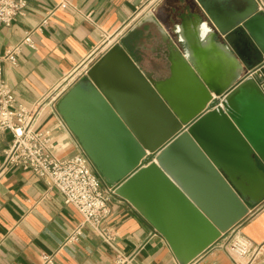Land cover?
Wrapping results in <instances>:
<instances>
[{
    "label": "water",
    "instance_id": "water-1",
    "mask_svg": "<svg viewBox=\"0 0 264 264\" xmlns=\"http://www.w3.org/2000/svg\"><path fill=\"white\" fill-rule=\"evenodd\" d=\"M182 2L197 11L172 30L149 17L166 48L164 78L174 79L172 50L189 65L180 107L116 43L56 109L103 181L189 264L264 200V89L245 76L264 63V12L257 0Z\"/></svg>",
    "mask_w": 264,
    "mask_h": 264
},
{
    "label": "crops",
    "instance_id": "crops-1",
    "mask_svg": "<svg viewBox=\"0 0 264 264\" xmlns=\"http://www.w3.org/2000/svg\"><path fill=\"white\" fill-rule=\"evenodd\" d=\"M187 10L197 8H187L182 0H27L24 14L10 26L0 24V56L28 33L33 44H23L16 65L1 62L0 78L11 86L18 104L41 107L36 127L49 131L57 156L83 153L56 104L83 77L86 58L113 39L142 68L164 78L166 48L149 17L172 30ZM11 143V132L0 130V264H44V253L52 258L46 264H115L117 251L89 225L79 240H69L82 218L57 188L18 166L1 170ZM110 207L108 224L118 249L132 257L127 264H180L166 238L128 200L114 194ZM239 235L252 244L245 264H264V200L189 264H236L228 247Z\"/></svg>",
    "mask_w": 264,
    "mask_h": 264
},
{
    "label": "built area",
    "instance_id": "built-area-1",
    "mask_svg": "<svg viewBox=\"0 0 264 264\" xmlns=\"http://www.w3.org/2000/svg\"><path fill=\"white\" fill-rule=\"evenodd\" d=\"M259 1V10L264 12V2ZM60 5L66 6V2L61 1ZM26 6L27 0H0V24L10 26L18 16L24 14ZM116 43L118 42L113 39H106L97 47L85 60L83 76L87 74L91 65ZM23 44H33L30 33L0 56V76L1 62L8 61L16 65ZM263 68L264 63L259 64L247 70L245 76L254 77L262 85ZM40 108L18 104L11 86L0 78V130H9L12 134V143L4 150L1 170L18 166L45 179L63 195L64 202L72 205L81 215L82 219L69 240H79L83 226L87 224L104 242L117 251L115 264L129 263L132 257L125 256L118 249L116 235L108 224L111 213L110 199L116 194V188L104 185L103 179L84 152L67 158L54 153L49 131L36 127V116ZM251 245V240L246 236L239 235L234 238L228 251L236 264H245L251 254ZM42 258L44 264L52 261L46 253L42 254Z\"/></svg>",
    "mask_w": 264,
    "mask_h": 264
},
{
    "label": "bare ground",
    "instance_id": "bare-ground-1",
    "mask_svg": "<svg viewBox=\"0 0 264 264\" xmlns=\"http://www.w3.org/2000/svg\"><path fill=\"white\" fill-rule=\"evenodd\" d=\"M161 29L164 32V29L161 27ZM166 37V35H165ZM172 59L174 60V79H168L162 78L158 83L159 89L164 93L165 95L172 98L173 103L176 106L181 105L183 98L179 96V85H181L182 80L184 83H188L187 87L190 85L188 81H186L184 77V72L186 71V68H189V65L185 62V60L182 59V57L175 51L172 50ZM186 87V88H187ZM191 87V86H190ZM186 90H191L190 88H187ZM187 97V95H186Z\"/></svg>",
    "mask_w": 264,
    "mask_h": 264
},
{
    "label": "flooded vegetation",
    "instance_id": "flooded-vegetation-1",
    "mask_svg": "<svg viewBox=\"0 0 264 264\" xmlns=\"http://www.w3.org/2000/svg\"><path fill=\"white\" fill-rule=\"evenodd\" d=\"M187 12H189L188 10L187 11H185L184 13H187ZM183 13H181L180 15H179V19H180V16L182 15Z\"/></svg>",
    "mask_w": 264,
    "mask_h": 264
},
{
    "label": "rangeland",
    "instance_id": "rangeland-1",
    "mask_svg": "<svg viewBox=\"0 0 264 264\" xmlns=\"http://www.w3.org/2000/svg\"><path fill=\"white\" fill-rule=\"evenodd\" d=\"M140 65H141V64H140ZM167 74H168V68H167ZM167 74H166V75H167ZM263 86H264V84H263Z\"/></svg>",
    "mask_w": 264,
    "mask_h": 264
}]
</instances>
